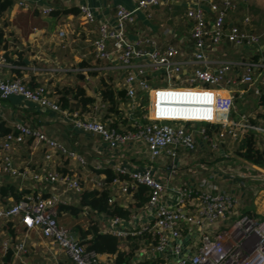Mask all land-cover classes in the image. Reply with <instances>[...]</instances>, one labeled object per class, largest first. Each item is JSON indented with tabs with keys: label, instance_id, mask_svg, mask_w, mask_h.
<instances>
[{
	"label": "built area",
	"instance_id": "2783aa9c",
	"mask_svg": "<svg viewBox=\"0 0 264 264\" xmlns=\"http://www.w3.org/2000/svg\"><path fill=\"white\" fill-rule=\"evenodd\" d=\"M80 1L82 2L78 7L84 22L95 23L96 15L88 5V0ZM235 1L135 0L134 9L118 5L111 19L99 22V38L94 42V56L97 60L114 57L125 69L124 85L130 116H133V112L139 106V94H146L149 98L148 113L144 116L147 123L140 124L135 131L118 132L101 121L81 119L79 112L71 114L68 110H62L47 86L33 89L22 78L6 79L1 72L0 102L19 97L27 104L58 112L65 117L71 116L77 128L98 135L111 149L143 144L147 148L151 165L164 155L176 158L179 148L194 152L198 143L189 127L193 128L199 124L219 125L221 130L218 136L221 140L230 136L239 142L246 129L255 130L256 127H251L248 119H245L244 126L233 120L236 96L230 91L229 95L224 96L220 91V87L229 90L237 83L230 77L233 65L224 63L212 67L210 54L225 37L235 47L258 48L264 51V36L236 25L226 34V18L234 9ZM165 3L185 6L186 18L192 23L191 35L194 41L192 58L198 67L193 69L188 79L182 81L185 84L182 86L173 83V80L179 79L182 73V67L176 60L180 54L176 47L171 46L161 51L145 37H138L136 40L128 38V28L135 23L138 13L149 12L152 8ZM16 5L23 10L29 8L28 3L23 1ZM53 11L50 7L41 10L42 14L47 16ZM207 11L215 16L214 31L210 30ZM147 16L152 17L150 13ZM60 36H64V32L61 31ZM139 60L144 62L137 63ZM5 65L8 63L5 53L1 51L0 69ZM257 70L258 64H247L240 83L261 84L262 88L255 90L256 95H259L264 91V78L260 83L257 82L255 77ZM150 73L165 74L170 86L153 88L150 84ZM173 98L205 100L201 110L205 117L191 119L182 116L181 114L197 111L196 109L200 108L193 106H201L202 103L198 105L183 101L178 104L166 103ZM200 134L204 137L205 130L203 129ZM28 139H33L48 149L47 160L59 154L76 161L82 167L86 166V159L77 151L70 150L38 129L17 124L12 132L0 136V153H4L5 170L13 175L26 177V172L19 173L12 167L9 153L15 146ZM121 176L125 178L122 179ZM34 178L53 185L55 193L47 198L31 194L11 206H0V220L10 221L20 217L26 230H39L44 239L52 241L68 254L72 264H104L100 259L101 254L89 251L72 229L58 221L60 207L65 205L63 194L72 192L81 196L84 192L80 178L69 173L49 170L35 174ZM140 186L146 187L149 192L148 204L143 208L149 214L148 221L136 231L132 228L125 229L127 220L109 218V224L103 231L121 239L146 233L157 240L158 243L154 247L145 246L141 249L135 264L155 262L159 259L163 260L162 264H264V218L238 214L236 198L230 193L220 192L210 178H203L196 188L184 186L179 189L175 203L166 201L168 193L153 166L130 171L119 169L117 177L112 181L108 182L105 179L93 182L94 189L109 190L110 193L115 191L111 194L110 203L116 202L118 196L133 199ZM56 188H63V192L59 193ZM192 200L196 203L189 208ZM230 215L236 218L225 229L214 234L210 231L213 226ZM135 216L133 215V219ZM4 249L5 252L12 249L16 257L27 253L24 241L13 246L6 242Z\"/></svg>",
	"mask_w": 264,
	"mask_h": 264
},
{
	"label": "crops",
	"instance_id": "0c3cea01",
	"mask_svg": "<svg viewBox=\"0 0 264 264\" xmlns=\"http://www.w3.org/2000/svg\"><path fill=\"white\" fill-rule=\"evenodd\" d=\"M20 1L28 3L29 8L20 9L16 5ZM81 2L80 0H14V6L0 17V30L4 31L5 38L10 42L8 51L11 60L18 61L16 52L19 51L23 53V64L9 61L0 72L6 79L20 77L29 85L38 83L47 86L51 91L56 87H75L82 84L87 95L96 99L93 111L85 114V118L101 121L110 127L111 121L105 120L106 105L99 98V91L103 79H110L119 94L126 90L125 69L114 57L97 60L94 56V42L99 38V22L111 19L118 5L132 10L136 2L135 0H88V5L96 15V22L93 24H86L81 17L78 7ZM234 4V9L226 18V34L236 25L264 36V0H236ZM44 7L52 8L57 15L42 14L41 10ZM68 11L70 12L66 13ZM72 11H78V14L71 13ZM207 12L210 30L214 31L215 16ZM149 13L152 15L151 18L147 16ZM191 29L192 23L186 18L185 6L165 3L152 8L149 12L138 13L135 23L129 26L127 33L130 40L145 37L161 51L171 46L176 47L180 53L176 60L182 67V73L179 79L173 80V83L182 86L185 85L182 81L188 79L193 69L198 67L192 58L194 41ZM61 31L64 32V36H60ZM210 59L212 67L224 63L233 65L230 77L237 83L229 90L220 87L224 96L229 95L230 91L234 96L247 99V86L251 85L241 84L240 79L245 73V66L249 63L258 64L259 70L256 76L258 73L261 75V80L264 78V51L258 48H238L225 37L211 52ZM140 62L144 61H137ZM149 79L153 88L170 86L165 74L150 73ZM253 86L256 97L255 90L262 88V85L253 84ZM53 98L58 100V96ZM181 101L193 102L196 103L195 105L202 103L201 106L205 103V100L193 98H173L166 103L178 104ZM75 106L76 102L73 101V109ZM201 106H193L200 109H196V114L191 119L205 117ZM0 118L11 131L17 124L38 129L70 150L77 151L86 159L85 167L59 154L47 160L48 149L43 144L28 139L15 146L9 153L12 167L19 173L26 172V177H21L5 170L4 153H0V206H11L15 203L12 195H3L2 190L5 187H14L19 192L29 191V195H40L43 198L54 194L53 185L34 178L35 174H41L46 170L75 175L82 181L84 190H87L94 189L95 180H107L106 174L100 173L103 170L109 169L118 175L119 169L130 171L153 166L168 193L166 201L175 203L179 189L184 186L196 188L203 178H210L220 192L230 193L236 198L238 214L264 218V169L236 156L234 151L238 141L230 136L221 140L216 134L212 142L208 143L200 134V130L205 128L202 124L189 127V131L195 133L199 143L197 152H195L197 149L190 152L185 148H179L176 158L164 155L151 165L145 145L137 143L111 149L98 135L77 128L71 116L65 117L58 112L27 104L19 97L0 102ZM245 119L248 118L243 110L233 116V120L242 126L245 124ZM259 122L260 126L256 127L255 131L264 143V122ZM56 189L59 193L63 192V188ZM112 193L114 194L115 191H111ZM63 199L65 206H79L81 196L69 192L63 194ZM116 203L127 209L131 208L134 200L118 196ZM194 203L196 202L192 200L189 208ZM139 211L133 214L136 215L135 219L132 216L129 221L127 220L125 229L132 228L138 231L148 221V212L145 209ZM80 216L87 220H79ZM80 216H74L70 212H60L59 217L61 222L65 220L64 223L73 224L75 230L77 226L87 229L90 219L84 212ZM235 218L236 216L233 215L228 216L210 231L214 234L225 229ZM94 219L102 231L109 224V217L97 216ZM23 241L26 243L27 253L20 257L14 255L13 264H72L68 254L52 241L44 239L39 230H26L20 217L10 221L0 220V263L7 253L4 249L6 242L13 246ZM100 259L104 264H113V259L109 255L103 254Z\"/></svg>",
	"mask_w": 264,
	"mask_h": 264
},
{
	"label": "trees",
	"instance_id": "16d2710c",
	"mask_svg": "<svg viewBox=\"0 0 264 264\" xmlns=\"http://www.w3.org/2000/svg\"><path fill=\"white\" fill-rule=\"evenodd\" d=\"M14 6V0H0V17L4 15ZM70 11L66 12L69 13ZM65 13V12H64ZM65 13V14H66ZM71 13L78 14V11H72ZM51 15H57L52 12ZM13 42L15 40L13 39ZM10 42L5 38L4 31L0 30V52L5 53L6 62L12 61L14 64H23V53L16 52L18 61L11 60L9 54ZM6 51V52H5ZM19 74V73H18ZM20 78V77H15ZM14 79V78H13ZM31 88H38V83L29 85ZM53 96H58V103L62 110H68L71 114L73 112H79L81 119H86L85 114H89L93 111L96 103V99L90 97L86 93V89L82 84H78L75 87L65 86L56 87L52 91ZM99 98L106 105V117L105 120L111 121L110 128L115 129L118 132L123 131H135L140 124H146L147 120L144 116L148 113L149 98L146 94H139V106L133 115V120L130 117L127 110V97L124 104H122V98L119 96L112 84V81L102 80L101 89L99 91ZM257 106L264 110V91L256 96ZM76 102V106L73 109L72 102ZM235 111V110H234ZM260 119L264 121V114H260L255 118H250L249 125L251 127H259ZM205 125V135L208 143H211L214 136L221 130L219 125L202 124ZM12 132L10 128L6 127L5 123L0 118V136L7 135ZM236 156L244 159L245 161L264 169V143L259 139L257 132L250 128L246 129L238 142V146L235 150ZM68 173V172H66ZM64 173V174H66ZM107 176V181H112L116 174L111 170L106 169L101 171ZM124 179V176H121ZM3 195H12L15 202L21 201L24 197L30 194L29 191L19 192L14 187H5L2 190ZM111 193L109 190H97L87 189L81 194V200L79 206H65L60 207L58 221H60V212H70L74 216H80L83 212L90 219V224L87 229L82 226H77L76 231L72 229L76 235L79 236L82 244L86 246L89 251H94L98 254L109 255L113 259V264H135L137 254L145 246L154 247L158 242L150 234L142 233L137 236H129L126 239H121L113 234L103 232L98 226V222L94 219L101 215L109 218H121L124 220H130L133 214L138 213V210L143 209L149 201L148 189L144 186H140L133 195L134 203L131 208H124L116 202L110 203ZM88 208V209H87ZM137 209V210H132ZM87 210V211H86ZM65 226V225H63ZM126 243V247L124 244ZM124 247V248H123ZM14 252L9 249L5 258L0 264H13ZM163 260L159 259L155 262H141V264H162Z\"/></svg>",
	"mask_w": 264,
	"mask_h": 264
},
{
	"label": "rangeland",
	"instance_id": "374dc122",
	"mask_svg": "<svg viewBox=\"0 0 264 264\" xmlns=\"http://www.w3.org/2000/svg\"><path fill=\"white\" fill-rule=\"evenodd\" d=\"M256 77V80H257V82H261V75H259L258 73H257V76H255ZM257 86V85H256ZM253 87H255V86H253V85H251V86H247V88H248V95H246V97H247V99H243V98H240L239 96H236V100H235V111L233 112V116H235L238 112H240V111H242L243 110V112H244V114L247 116V118H248V120L250 119V118H255V117H257L258 115H259V113L260 114H264V110L262 109V108H259L258 106H257V99H256V97H255V95H254V89H253ZM135 112V111H134ZM133 112V113H134ZM130 113V112H129ZM137 115L135 114V115H133V116H130L131 118H133V117H135V118H137L136 117ZM260 121L261 122H264L263 121V119H260ZM203 126H205V125H203ZM205 129V128H204ZM203 129H201L200 130V132L202 131ZM195 134V133H194ZM260 139V138H259ZM260 141L263 143V140H261L260 139ZM198 145H199V143H198ZM198 147V146H197ZM237 147V146H236ZM236 150V149H235ZM198 151V149L195 151V152H197ZM234 154H235V151H234ZM81 218L79 219V220H84V221H86L87 219L86 218H84L83 216H80ZM64 221L65 220H63V222H61V223H63V225H65L66 227H72L73 229H74V231H76L75 230V226L73 225V224H67L66 222L64 223ZM74 226V227H73ZM73 231V232H74ZM75 233V232H74Z\"/></svg>",
	"mask_w": 264,
	"mask_h": 264
},
{
	"label": "water",
	"instance_id": "95a60500",
	"mask_svg": "<svg viewBox=\"0 0 264 264\" xmlns=\"http://www.w3.org/2000/svg\"><path fill=\"white\" fill-rule=\"evenodd\" d=\"M119 96L122 98V103L124 104L126 101V97H127V90H123Z\"/></svg>",
	"mask_w": 264,
	"mask_h": 264
},
{
	"label": "bare ground",
	"instance_id": "6f19581e",
	"mask_svg": "<svg viewBox=\"0 0 264 264\" xmlns=\"http://www.w3.org/2000/svg\"><path fill=\"white\" fill-rule=\"evenodd\" d=\"M196 114V111H190L189 113L181 114L182 116H185L186 118H193Z\"/></svg>",
	"mask_w": 264,
	"mask_h": 264
}]
</instances>
